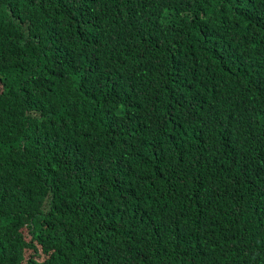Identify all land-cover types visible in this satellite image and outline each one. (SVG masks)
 I'll return each mask as SVG.
<instances>
[{"label":"trees","instance_id":"obj_1","mask_svg":"<svg viewBox=\"0 0 264 264\" xmlns=\"http://www.w3.org/2000/svg\"><path fill=\"white\" fill-rule=\"evenodd\" d=\"M0 264H264V0H0Z\"/></svg>","mask_w":264,"mask_h":264}]
</instances>
